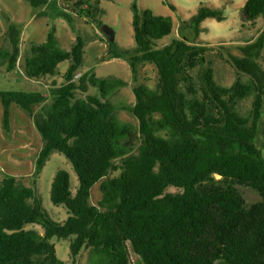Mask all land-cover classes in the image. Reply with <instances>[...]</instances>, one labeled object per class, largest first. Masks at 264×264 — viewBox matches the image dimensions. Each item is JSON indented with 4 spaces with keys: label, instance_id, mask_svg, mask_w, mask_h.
Listing matches in <instances>:
<instances>
[{
    "label": "trees",
    "instance_id": "obj_1",
    "mask_svg": "<svg viewBox=\"0 0 264 264\" xmlns=\"http://www.w3.org/2000/svg\"><path fill=\"white\" fill-rule=\"evenodd\" d=\"M26 1L35 8L50 3ZM91 1L72 9L103 25L101 0L84 7ZM133 8L136 50L117 48L109 58H126L135 74L139 64L156 67V85H135L134 104L112 100L127 85L121 78L94 70L77 78L86 40L78 37L65 50L55 43V28L46 42L27 50L23 65L28 77L43 79L57 76L59 65L70 61L65 83L51 90L52 101L42 92L0 91L4 129L11 130L16 104L43 140L30 185L0 173V264H67L54 238L70 241L74 262L88 251L89 264H134L132 253L142 264H264V153L256 142L264 108V30L230 55L239 77L227 86L217 80L210 47L183 39L158 47L174 32V20ZM244 15L250 24L264 18V0H247ZM208 18L226 20L223 9L201 5L183 28L199 37ZM6 42L0 67L10 72L21 57L16 25ZM90 87L97 93L79 96ZM34 105H41L38 112ZM120 110L138 123L121 120ZM54 153L70 161L79 179L75 192L68 170L60 169L52 181V203L68 211L63 221L47 210L37 189ZM98 183L102 198L94 204ZM240 186L255 190L260 200L248 204Z\"/></svg>",
    "mask_w": 264,
    "mask_h": 264
},
{
    "label": "rangeland",
    "instance_id": "obj_2",
    "mask_svg": "<svg viewBox=\"0 0 264 264\" xmlns=\"http://www.w3.org/2000/svg\"><path fill=\"white\" fill-rule=\"evenodd\" d=\"M82 0H50L48 6L42 8L33 7L26 0H0V49L6 46V33L11 25H16L21 30V57L19 65L13 71H7L0 67V91L16 90L27 92H42L52 101L51 90L54 86L65 83L64 73L70 61L59 65V74L55 77L32 79L24 71L25 54L30 52L35 44L44 43L48 32L56 29V44L65 50H70L78 37L86 40L85 63L77 78L82 73L94 70L100 77H117L127 82L118 93L112 97L113 101L122 104H134L136 96L133 88L143 83L154 87L157 82L158 72L152 64H139L135 74L126 58L110 59L109 54L117 48L136 50L133 31L134 6L141 11L152 10L155 14L172 17L175 23L174 32L159 40L158 47L172 43L176 39H183L191 45L208 46L212 49L208 58L212 59L216 69L218 82L223 85L233 84L239 77L233 66L230 55L240 54L239 47L250 40H255L264 30V18H260L255 24L247 23L244 15V6L247 0H101V8L104 11L103 25L89 22L80 17L72 7ZM85 1V0H83ZM95 6L93 0L87 6ZM201 5L221 8L224 10L226 20L219 22L214 18H208L202 23L205 29L197 37L193 30L183 28V22L191 19ZM103 27L110 28L115 33L114 45H110ZM107 60V61H106ZM264 64V51L261 58ZM95 94L97 90L89 88L87 93L80 92L79 96ZM246 106L249 103L245 102ZM41 105H34L38 112ZM119 118L123 121L138 123L137 118L128 110H120ZM264 108L260 131L256 142L264 153ZM43 140L37 130L34 120L22 107L13 104L11 106V130L4 129V106L0 97V173H9L18 177L30 185L36 169V158L42 148ZM60 169L68 170L71 174L72 188L74 192L79 185V179L70 161L60 153H54L42 171L37 189L42 196L47 210L56 220L63 221L68 217V211L63 206H56L51 201V185L56 173ZM248 204L260 200L259 194L248 187L240 186ZM170 191H176L171 188ZM102 198L100 183L92 189L91 201L97 204ZM44 234L40 225H31ZM58 256L67 264H89V252L85 251L74 262L70 252V241L54 238ZM134 264H142L138 256L132 253Z\"/></svg>",
    "mask_w": 264,
    "mask_h": 264
},
{
    "label": "water",
    "instance_id": "obj_3",
    "mask_svg": "<svg viewBox=\"0 0 264 264\" xmlns=\"http://www.w3.org/2000/svg\"><path fill=\"white\" fill-rule=\"evenodd\" d=\"M103 31L106 34V36L108 37V40L110 42H114L115 41V33L108 27H103Z\"/></svg>",
    "mask_w": 264,
    "mask_h": 264
}]
</instances>
